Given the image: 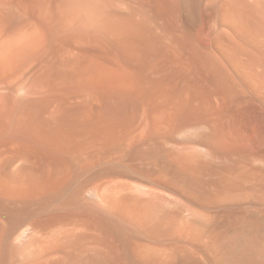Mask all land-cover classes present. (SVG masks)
I'll use <instances>...</instances> for the list:
<instances>
[{"label": "bare ground", "instance_id": "bare-ground-1", "mask_svg": "<svg viewBox=\"0 0 264 264\" xmlns=\"http://www.w3.org/2000/svg\"><path fill=\"white\" fill-rule=\"evenodd\" d=\"M0 264H264V0H0Z\"/></svg>", "mask_w": 264, "mask_h": 264}]
</instances>
